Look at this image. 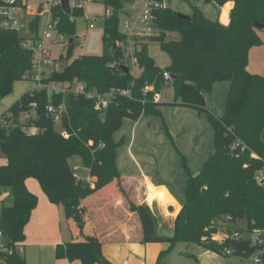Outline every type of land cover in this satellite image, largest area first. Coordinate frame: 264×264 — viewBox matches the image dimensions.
Segmentation results:
<instances>
[{
  "label": "trees",
  "instance_id": "obj_1",
  "mask_svg": "<svg viewBox=\"0 0 264 264\" xmlns=\"http://www.w3.org/2000/svg\"><path fill=\"white\" fill-rule=\"evenodd\" d=\"M124 1L101 0L111 11L104 22L102 56H79L63 71L53 70L45 75L41 82L69 86L78 81L86 91L97 94L129 89L131 99L117 96L104 111H97L95 100L85 95L30 89L0 114V148L6 159L0 165V189L8 194L0 205V234L7 239L0 247V258L5 264H26L16 248L25 246V228L38 203L26 180H37L53 201L83 199L116 183V149L121 141L115 142L114 134L126 119L136 121L142 115L160 117V106H179L206 115L213 132L214 151L195 175L187 171L183 159L187 181L181 209L175 217L173 240L156 236L157 218L147 204L129 203L130 211L139 215L142 242L169 244L159 254L157 264H167V255L177 242L195 244L221 256L228 249L232 256L244 259L264 250V183L256 179L264 170V73L254 75L247 71L248 52L260 43L256 30H264L255 26L264 25V0H204L218 8L228 1L233 3L227 26L205 18L195 6L190 21L181 19L170 8L152 7L153 24L160 35L145 40L134 37L140 45L139 77L123 72L124 51L119 44L126 42L127 37L118 27ZM153 1L162 4L164 0ZM223 9H229V4ZM77 15H82V9H72L71 16H67L57 7L54 16L59 20L58 32L73 37L71 17ZM33 24L38 27L40 19L36 18ZM21 40L22 36L15 32L0 31V103L12 92L14 83L32 79L30 75L25 77L31 70L32 53L21 48ZM151 43H158L169 57V65L164 69L148 55ZM72 44L73 40L64 46L68 48L66 58ZM164 72L175 76L167 83L172 85L173 100L153 103L154 93H161L167 86ZM220 82H229L230 88L224 115L218 117L208 110L205 94ZM145 85H152L154 93L144 95ZM62 102L67 115L62 117L61 127L69 138L55 130L53 117L47 112L50 104L57 107ZM22 114L29 115L25 122L20 121ZM29 127H35L37 132L27 134L24 128ZM236 141L240 146H233ZM72 157L80 158L89 170L92 185L74 178L68 166ZM240 220L245 221L246 235L237 226ZM217 232L239 233L241 237L218 243L212 240ZM255 232L257 238L253 240ZM55 256L82 264L104 261L100 242L92 239L59 243Z\"/></svg>",
  "mask_w": 264,
  "mask_h": 264
},
{
  "label": "crops",
  "instance_id": "obj_2",
  "mask_svg": "<svg viewBox=\"0 0 264 264\" xmlns=\"http://www.w3.org/2000/svg\"><path fill=\"white\" fill-rule=\"evenodd\" d=\"M203 2L207 5H204V8L210 10L205 18L211 21H218L224 26L230 23L229 14L233 7L232 2H226L220 8L208 4L204 0ZM134 3L135 0L133 3H130L127 8L123 6L126 17H131L136 10L134 8ZM162 4L164 7L184 15H191L192 7H194L191 2L189 3V7L185 9L176 3L172 4L171 0H164ZM226 4H229V9L224 10L223 7ZM177 7H180L181 10H177ZM195 7H197L204 16L202 7ZM33 78L36 79V82L37 78ZM222 83L224 82L214 84L212 95H210L209 98H215L216 100V95L214 93L216 89H219V91H227L228 83ZM18 96H20V94ZM172 100L165 102L161 99V102L170 103ZM205 101L208 110L211 112L214 111L217 116L223 115L224 112H215L213 108H210L207 99ZM158 111L164 116V120L166 119L168 123L170 122V118H172V120L176 119L177 124L173 126V134L177 135L181 133L180 135L178 134V137L183 136L182 141L178 142V144H182L183 141H188V145L185 148L183 146L182 153L184 154V151L187 152V157L189 158L188 164L191 162L195 164L194 169L197 167L202 168L204 162L211 156L210 153L212 154L214 151L212 144L213 132L210 134L211 144H209V141L206 143L205 153L200 150L199 146L201 140L199 135H196L194 132L184 135V129L187 128L189 124H192L194 127L201 123L203 124L205 122L203 118L204 116L206 117V115L200 117L196 111L179 106L158 107ZM143 119L144 115L132 125L128 139V149H130V147H137L139 151L141 150L140 146L136 144V130L138 124ZM207 124L209 125L208 121ZM209 128L211 129L210 125ZM209 132L210 131H208V137ZM159 136L158 138L160 140L158 142H164V138L161 135ZM113 137L115 142L119 141L115 139V136ZM155 150L153 153H150V155L140 152V155L136 156L137 159L140 160H136L133 155H128V152H124L119 157L116 154V167L119 174L118 181L83 199L50 200L44 194L40 184L37 183L35 179H28L27 181H33L29 184H27L26 181V186L29 190L37 194L38 205L32 212L30 222L26 227L28 234H26L24 241L25 246L18 247L20 253L23 252L26 264H82L78 260L69 261L67 259H57L55 256V248L59 243L79 242L84 239H92L100 242L102 257L108 264H123L125 262L127 264H157L159 254L167 249L169 244L167 242H163V244L155 242L144 244L142 242L143 231L140 218L136 212L130 211L129 203L131 202L135 205L147 204L148 206L156 203L162 208L161 210L168 215H170L169 211L172 210V222L181 209V201L184 198L187 178L183 176L184 179L180 178L177 180L169 176L163 168V159L165 158L166 152H155ZM166 157L171 158V155ZM154 159H158L159 161H155ZM156 162H158L157 167L155 166ZM85 171L88 173L86 179L90 178L87 168H85ZM197 173L199 172L197 171L196 174ZM157 175L159 176L157 177ZM81 179L86 180L84 178ZM147 182L149 183L147 184ZM119 189H121L122 192ZM148 190L152 192L164 191L169 198L168 202L163 206L155 200L151 203L146 202ZM0 193L3 197L6 196V193L1 191V189ZM3 201H5L4 198L1 203ZM56 208L57 211L55 212ZM53 215L56 217L54 222ZM154 215L156 216V214ZM34 225L37 226L34 233H38V238L30 236V234H32L30 228ZM159 227L163 228L162 225H159L158 228ZM29 247L37 248L32 253L29 252L31 263L28 262L27 256Z\"/></svg>",
  "mask_w": 264,
  "mask_h": 264
},
{
  "label": "rangeland",
  "instance_id": "obj_3",
  "mask_svg": "<svg viewBox=\"0 0 264 264\" xmlns=\"http://www.w3.org/2000/svg\"><path fill=\"white\" fill-rule=\"evenodd\" d=\"M134 0H125L123 2V6L127 8V6L130 3H133ZM172 4H177L181 6L182 8L189 7V3L192 2L194 6H201L202 10L204 12V17L207 16L210 10L204 8L205 3L203 0H171ZM175 6V5H174ZM207 6V5H205ZM233 6V3H232ZM38 6L37 3L32 2L28 5V9L37 10ZM125 8V9H126ZM178 8V7H177ZM106 10H110V8H105L103 4L101 3V0H94L91 3L84 4L82 8V15L72 16L71 20L74 25V36L68 37L65 34H62L61 37L64 40L63 42L55 41L56 37L58 36L57 33H54V39L53 41H48L44 48L50 52V58L55 61L54 66H47L41 68V71L38 72L37 70L33 71L32 77H36L38 74L43 73L45 75H49L53 70L56 71H63L64 67L68 64H70L74 59L78 58L79 56H102L105 52V46L102 42L103 37V28H104V22L106 18ZM177 10H181L179 7ZM174 11V10H173ZM139 10L136 9L133 12V15L131 17H126L125 14L120 16L119 19V31L121 33H126V30L124 29V23L125 22H134L135 19L139 15ZM180 13V12H178ZM215 13V12H214ZM89 16H96V21H93V28H89V21L86 20V17ZM29 24V19H27V26ZM61 34V33H60ZM256 34L260 40L259 44H256L252 46L248 52V64H247V71L250 74L254 75H263L264 73V30H256ZM22 35V34H21ZM23 35H26V33H23ZM73 40V44L71 47L70 55L68 58H66L68 48L64 47L68 43L69 40ZM110 52V49L108 50ZM148 55L154 60L155 64L160 67L161 69H164L167 65H169V57L167 54H165L163 51H161L160 46L158 43H151L148 46ZM142 73V69L139 67H136L133 70V75L135 77H139ZM36 79L32 78L28 81H19L14 83L12 92L0 103V114L6 111L11 104L18 99L23 92L25 93L28 90H32L36 84ZM228 83V89L227 91L215 90L214 93L216 95L215 98H209L210 95H212V89L209 93L205 94V100L207 99V103H209L210 108H213L215 112H225V103L227 94L229 92L230 84ZM222 83V84H224ZM33 84V85H32ZM216 84V83H215ZM32 85V87H31ZM31 87L30 89H28ZM28 89V90H27ZM51 93V90H48V94ZM213 93V95H214ZM20 94V96H18ZM160 97L163 101L168 102L173 99V88L172 85L169 83V85L163 87ZM213 101V102H212ZM215 102V103H214ZM160 107H170V106H160ZM218 108V109H217ZM224 110V111H222ZM214 113V111H213ZM215 114V113H214ZM204 114L200 115L203 116ZM216 115V114H215ZM224 115V113H223ZM222 115V116H223ZM217 116V115H216ZM29 115L22 114L20 116V121L25 122L26 118L28 119ZM162 114L159 116H151L147 115L144 116V119L141 120V122L138 124V128L136 130L137 132V139L136 144L140 146L141 150L139 151L137 147H130V149L127 148L128 146V139L130 134V129L135 121L126 119L123 121V124L121 128L114 134L115 139L121 141L119 146L116 149V154L118 157L122 155L124 152H128V155H133L136 160L137 155H140V152L146 155H150V153L155 152H166L165 158L163 159V168L167 172L169 176L174 177L175 179H180L186 177L187 173L184 169L183 165V159H185L187 171L194 175L196 172H199V169L201 167H197L194 169L195 164L192 162L188 164L189 158L187 157V152L183 151L184 148L188 145V141H183V143H179L182 141L183 136L178 137V134H173V126H176L177 121L176 119L172 120L170 118V122L164 118ZM221 117V116H218ZM204 123L199 124L198 126H193L192 124H189L187 128L184 129V135L189 133H195L196 135H199L200 138V150L205 152L206 143L209 141L210 143V134H212L211 129L209 128V125L207 124L206 117L204 116ZM172 124V125H171ZM159 128V130H158ZM189 129V130H188ZM55 130L60 132L61 126L59 123L55 124ZM191 131V132H190ZM208 131L209 137H208ZM159 132V133H158ZM161 135L164 139V142H158L160 139L158 136ZM160 137V136H159ZM213 144V141H212ZM182 146V147H181ZM206 153V152H205ZM186 154V155H185ZM170 157H166V156ZM211 155V153H210ZM153 156V155H152ZM155 161H159L158 159H154ZM6 162L5 156L1 152L0 148V165H4ZM158 162H156L155 166L157 167ZM68 166L72 173H77V175L80 178L86 179V176L88 173L85 171V165L78 157H72L68 160ZM75 168H79V171H75ZM193 172V173H192ZM159 175H157L158 177ZM184 176V177H183ZM259 176H261L264 179V170L259 172ZM31 179V178H29ZM33 179V178H32ZM28 180V179H27ZM26 180V181H27ZM33 180L27 181V184H29ZM37 181V180H35ZM37 183H39L37 181ZM29 190V189H28ZM31 193L37 196L35 192L29 190ZM1 194V193H0ZM8 194L6 193V196L3 197V195H0V203L4 199H6ZM38 198V196H37ZM38 205V203H37ZM151 208L150 210L156 214L158 226L162 225L163 228H167L171 226V215L173 214V211L170 210V215H168L166 212L161 210L162 208L159 207L156 203L148 206ZM57 211V208L55 209V212ZM55 221L56 217L53 215ZM237 226L239 228L244 229L243 234L246 235V226L245 221H237ZM37 226H31L30 234L33 238H38V233H34L36 231ZM26 234H28L27 228H25V238ZM7 242V239L5 237L0 236V247L5 245ZM155 243H161L163 242H155ZM36 247H29L27 251L28 256V262L31 263V256H29L30 253H32ZM30 252V253H29ZM16 253L23 257V252L20 253V249L16 248ZM0 264H5L3 259L0 258ZM167 264H253V262L250 259H244L232 255H213L203 248H200L196 246L195 244L186 243V242H177L175 246H173L172 251L167 255Z\"/></svg>",
  "mask_w": 264,
  "mask_h": 264
},
{
  "label": "built area",
  "instance_id": "obj_4",
  "mask_svg": "<svg viewBox=\"0 0 264 264\" xmlns=\"http://www.w3.org/2000/svg\"><path fill=\"white\" fill-rule=\"evenodd\" d=\"M93 1L94 0H69L71 10L82 9L84 4L91 3ZM32 2L37 3V10L28 9V5ZM57 7H60V0H0V31H11L19 35L22 34V40L20 43L21 48L32 53L31 70L26 72V78L28 75L32 76L34 70L40 72L41 68L54 66L56 64L55 61L50 58V52L44 48V45L48 41H53L54 33L58 34L55 41H64L61 37L62 34H60L57 30L59 20L54 16V10ZM152 7L164 6L163 4L157 3L153 0H135L134 8L140 11L139 15L134 22L130 21L124 23V29L126 30L124 35H126L127 39L126 42L120 43L119 47H121L124 51V66L129 70L131 75H133V70L136 67H139L137 53L140 51V45L134 41V37H140L145 40L147 37H157L160 35V31L156 29L153 24L155 18L152 14ZM106 12V17H108L111 14V11L106 10ZM36 18L40 19V24L38 27H35L33 24ZM27 19H29L28 26ZM96 19V16L86 17V20L91 22L88 25L90 29L94 27L92 22L96 21ZM23 33H26V35H23ZM44 76L45 74L40 73L35 77L37 78V81L32 90L48 89L51 90V92L62 93L63 95L67 93H72L76 96L85 95L87 98L95 100L94 107L97 111H104L110 102L117 96L127 97L128 99L132 98L129 89H111L104 94H97L92 91H86L85 85L78 81H74L69 86H65L62 83L45 85L41 82V79ZM163 78L165 80V84L167 85V83L171 80V75L167 72H164ZM142 93L144 95L154 93V87L152 85H145V87L142 89ZM160 101V93H154L152 96V102L158 103ZM30 105L32 108L36 107L35 103ZM47 112L53 117L55 124L59 123L60 126L62 123V117L67 115L66 107L63 102L57 107H54L52 104H50L47 107ZM3 124L6 123L3 122ZM24 130L27 132V134L32 135L37 132L35 127L24 128ZM60 134L64 138H69V134L66 132V130L62 129V127ZM233 146H240V142L236 141ZM74 170L77 172L79 171V168H75ZM73 176L77 181H86L92 185L91 178L83 180L77 175V173H73ZM256 179L258 182L264 183V179L261 176H257ZM240 237L241 235L239 233L227 235L223 232H217L212 235V240L222 243L228 238L239 239ZM251 238L256 240L257 232H255ZM3 251L6 252L5 249ZM8 253L10 255L12 254V251H8ZM225 255H231V251L227 249L225 251ZM250 260L253 262V264H264V250H261L251 256ZM123 264L127 263L125 262Z\"/></svg>",
  "mask_w": 264,
  "mask_h": 264
},
{
  "label": "water",
  "instance_id": "obj_5",
  "mask_svg": "<svg viewBox=\"0 0 264 264\" xmlns=\"http://www.w3.org/2000/svg\"><path fill=\"white\" fill-rule=\"evenodd\" d=\"M60 7L62 9V11L67 15V16H71L72 10L70 7V2L69 0H60ZM178 16L183 19V20H187L190 21L191 20V16L190 15H184V14H178ZM256 27L263 29L264 25H259V24H255ZM72 40H69V43H71ZM123 72L125 74L129 73V70L127 68H123ZM174 75H171V79H174ZM174 222L175 219L172 220L171 222V226L167 227V228H157L156 229V236L158 238H165L167 240H173L175 237V229H174ZM100 264H108L105 261H101Z\"/></svg>",
  "mask_w": 264,
  "mask_h": 264
},
{
  "label": "bare ground",
  "instance_id": "obj_6",
  "mask_svg": "<svg viewBox=\"0 0 264 264\" xmlns=\"http://www.w3.org/2000/svg\"><path fill=\"white\" fill-rule=\"evenodd\" d=\"M146 200L148 203L153 202L154 200L157 201L161 206H163L166 202H168L169 198L165 194L164 191H157L152 192L151 190H148Z\"/></svg>",
  "mask_w": 264,
  "mask_h": 264
}]
</instances>
